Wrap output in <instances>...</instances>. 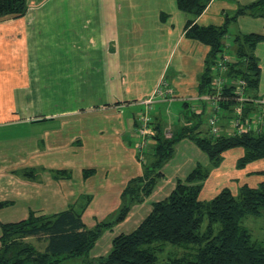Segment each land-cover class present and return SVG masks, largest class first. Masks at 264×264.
<instances>
[{"label": "crops", "instance_id": "1", "mask_svg": "<svg viewBox=\"0 0 264 264\" xmlns=\"http://www.w3.org/2000/svg\"><path fill=\"white\" fill-rule=\"evenodd\" d=\"M254 1L211 0L204 12L195 17L181 11L176 0H27L24 16L0 18V203H7L0 207V237L1 224L26 220L31 212L53 216L75 209L82 213L90 229L118 212L129 181L144 173L142 159L147 155L149 161L153 156L151 150L145 154L146 147L154 146L150 140L144 149L139 147L140 110L129 116L124 111L140 106L142 110L144 101L159 87L166 88L162 94L165 100L173 97L161 104H167L172 111L170 119L180 123L174 128L173 123L167 122L165 128L171 127L175 135H180L184 127L191 130V135H202V131L206 134V119L214 109L207 98L209 87L202 89L200 79L210 48L186 37L187 23L194 20L200 26L219 27ZM232 25L237 28L236 34L226 36L222 53L229 59L233 58L236 36H264L263 17L241 15L229 24V33ZM253 53L261 72L254 95L264 100V40ZM62 54L72 58L76 69L99 70L106 83L112 70L117 85L112 101L115 103L46 114L42 106L45 97L51 102L57 99L45 93V81L38 71H58L47 85L59 93ZM171 67L173 73L168 80ZM191 105L194 114L189 117ZM164 115L159 109L151 121L154 126L162 125ZM219 117L223 131L229 134L231 109L223 107ZM190 137H182L177 145L181 158L176 153V158L173 155L164 166L170 169L172 178L160 169L163 176L143 202L155 194L153 199L157 200L146 213L133 221V209L143 203L139 202L124 221L115 225L132 222L128 229L135 230L154 202L166 198L179 181L200 166L199 159L204 158ZM196 157L197 162L193 159ZM29 169H38L35 178L23 175ZM89 169L95 173L85 179L83 172ZM58 170L69 171L71 177H56ZM203 196L208 193L201 191L200 200ZM97 243L95 247L99 246ZM100 253L92 257L106 255Z\"/></svg>", "mask_w": 264, "mask_h": 264}, {"label": "trees", "instance_id": "2", "mask_svg": "<svg viewBox=\"0 0 264 264\" xmlns=\"http://www.w3.org/2000/svg\"><path fill=\"white\" fill-rule=\"evenodd\" d=\"M176 1L181 11L195 17L201 15L211 2ZM27 9V0H0V18H19L26 14ZM245 14L264 18V0L241 7L234 17L226 19L219 27L200 26L194 20L187 23L186 37L210 48L200 87H209L211 94L213 68L226 49L229 24ZM262 40L264 36L256 33L236 36L233 58L227 63L226 77L230 81L243 79L246 82L245 96L251 99H257L254 92L261 74L253 51ZM233 87V84L224 87L223 99L218 102L216 114L221 128L218 136L212 134L209 126L204 136L200 133L191 135V130L184 127L180 135L166 137L163 125L149 123V128L152 126L149 140L155 143L153 156L147 162V155L142 159L144 173L129 181L122 192L121 205L113 221L98 223L90 229L84 223L82 213L75 209L70 208L53 216L31 212L26 220L1 224L0 264H60L66 258L77 257L85 258L84 264H264V242L254 239L243 225L246 218L258 217L264 212V182L257 187L244 185L236 196L225 188L213 199L201 201L200 193L208 177V171L202 166L196 167L185 180L179 181L166 198L154 202L150 213L135 230L116 236L107 255H90L104 229L124 221L134 204L143 202L146 196L151 195L158 179L163 176L160 168L174 154L175 146L182 137L191 136L215 165L221 163L226 151L237 147L245 151L240 166L264 158V124L257 131L243 134H227L220 125L219 112L223 107L231 109L230 120L234 117L238 104L231 98ZM243 108V116L248 119L260 112L250 101ZM94 173L93 169L84 170L83 176L86 179ZM23 175L32 179L37 176V171L25 170ZM55 176L69 178L71 173L58 170ZM6 204L0 203V207ZM31 237L44 241L45 249L41 251L26 241ZM164 256L168 258L165 261Z\"/></svg>", "mask_w": 264, "mask_h": 264}, {"label": "rangeland", "instance_id": "3", "mask_svg": "<svg viewBox=\"0 0 264 264\" xmlns=\"http://www.w3.org/2000/svg\"><path fill=\"white\" fill-rule=\"evenodd\" d=\"M236 30H237L236 26L232 25L230 28L229 35L232 34L234 36L236 34ZM180 54H181V51H180ZM220 59H222L221 55L218 57V60ZM73 63L74 62L72 58H70L68 54H65V55L62 54V64H61L62 68L59 71L60 77H61V89L59 93H56V91L53 90L52 85L50 86L47 85L48 83H51V80L53 78H56L58 71L57 70L52 71V69H49V68L38 71L41 78H44V81H45V84L43 86L44 89L46 90L45 93L49 95L48 97L52 98V96H54L57 99L51 102V101H47V97H45L46 100L45 102H43L42 106L44 107V112L46 114L48 113L51 114L52 112H57V111L70 112V111H77V110H83V109H91V108L93 109L95 105L104 107L105 105H109L110 102L115 103L112 101H115L117 85L115 84L116 80H114L116 78L113 79L114 75L112 74L113 73L112 70L109 71V82L106 83L107 79L103 80L105 78V75H103V78H101L99 70H95V69L90 70V69H84V68L76 69L72 66ZM48 66L50 67L51 64H48ZM187 66H188L187 64L183 65L184 68H187ZM172 73H173V67H171L167 73L168 80L171 79ZM37 88L41 89L42 86H39V87L37 86ZM160 88L161 90L166 89L164 86H161ZM52 91L54 93H52ZM170 98H171L169 99L170 101L173 100V97L171 95H170ZM169 100H165L163 96L157 95L153 97V102L151 105H148V106L142 105V110H141V106L136 107V108L127 107L124 111L125 112L124 115L129 116V113H132V111L138 112L140 110L139 112L141 113L142 116L144 114H147L150 119H153V117H155V115L158 113L160 109L162 111V116L165 114L164 118L162 119L164 135L167 137H170L173 135V129L171 127L166 129L165 123L167 122L171 124L173 123L174 128L178 127L180 123L178 122L177 119H173V120L170 119L172 111L169 112L167 104H161V103H164V101L169 102ZM193 114L194 112L192 111V105H191L190 111H188L187 115L189 117H192ZM202 118L205 120V117H202ZM149 129H152V128L150 127ZM207 131H208V128H207ZM202 135H205L204 131H202ZM182 140L183 139L177 142L175 146V150L173 154L174 157L176 156V153H177L176 152L177 145ZM148 144H150V142ZM194 145L197 146L196 143ZM182 146H179V152H180V149H182ZM152 148L148 149V147H146V153L148 150L149 151L151 150V153L153 154ZM200 153H201L200 157L204 158V159H199L200 166H202L203 169L208 171V177L205 179L203 183V188H202V191L207 192L208 196L201 197V200L203 201L205 200L209 201L210 199H213L214 196H217L225 188L230 189L232 193L236 196L239 194L242 186L248 184V186L250 187H256L260 183L264 182V158L250 162L246 164L245 166H240L239 165L240 159L244 156V153H245L244 148L242 147H237V148L230 149L229 151H226L223 154V159L221 163L218 165L213 164L209 156L203 150H201V148H200ZM180 155L181 153H177L178 158H181ZM172 156L167 161H165L162 167L160 168L162 171L164 169L166 170L165 172H166L167 178H170V179L172 178L170 169L166 167L164 168V166L171 160ZM146 158L148 160V156ZM174 159L173 161H175ZM193 159L195 162L198 161V157L193 158ZM259 169H262V170H259ZM168 182H170V180ZM165 185H168V183ZM166 187L167 186H165V188ZM155 196L156 194L151 197V200L149 196L147 198L146 203L143 202L142 204L138 206L136 205L137 206L136 208L134 209L131 208V211L133 209V212H134V213L132 212L133 221L137 218H140L142 214L146 213V211L151 207V203L157 200V199H153L155 198ZM117 213L118 212L113 213L112 217L107 218L105 222L112 221L117 216ZM130 225H132V222L129 225H124V226L114 225L109 229L108 228L104 229L102 233V237L98 241L99 246L95 247V249L91 251V254H90L91 257L97 254L98 251L101 252L100 255H104V254L107 255L108 253H105V252L106 250L107 251L110 250V248L108 249V247L109 245H112V241L116 236L120 235L122 232H132L133 231V229H128ZM243 225L250 231L254 239L264 242V212L258 217L250 216L246 218L243 221ZM26 241H28L29 243H32L34 246L37 247V249L41 251H43L46 247V243L44 241H40L35 237L27 238ZM84 259L85 258L83 257L66 258L60 264H84ZM166 259H168L167 256H164L163 260L165 261Z\"/></svg>", "mask_w": 264, "mask_h": 264}, {"label": "built area", "instance_id": "4", "mask_svg": "<svg viewBox=\"0 0 264 264\" xmlns=\"http://www.w3.org/2000/svg\"><path fill=\"white\" fill-rule=\"evenodd\" d=\"M230 61L227 57H222V59L218 60L215 64L213 71L214 77L212 80V94L210 93L209 98L213 104V113L209 116L208 124L210 126V130L213 135L218 136L221 134V128L218 125V116L216 111L218 108V102L223 99L222 93L224 87L233 84V94L232 97L236 103L238 104L234 110V117L230 120V132L229 134H243L248 131H257L259 130L264 124V100L263 99H251L245 96L244 89L246 87V82L243 79H238L234 81H230L226 77V72L228 69L227 63ZM233 82V83H232ZM160 88V87H159ZM157 89L156 92L149 97L147 100L144 101V105L148 106L151 105L153 102V97L157 95H165L164 90L162 91L161 88ZM172 93V91H168ZM248 101L254 103L259 108V114L250 117L249 119L246 117L244 118V104L248 103ZM141 126L138 128L139 136L141 137L140 142V149H144L145 145L148 144L149 137H150V129L149 123L151 119L147 114H144L141 119Z\"/></svg>", "mask_w": 264, "mask_h": 264}]
</instances>
